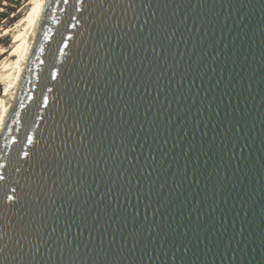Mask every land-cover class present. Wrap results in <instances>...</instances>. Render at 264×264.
I'll return each instance as SVG.
<instances>
[{"label": "water", "instance_id": "1", "mask_svg": "<svg viewBox=\"0 0 264 264\" xmlns=\"http://www.w3.org/2000/svg\"><path fill=\"white\" fill-rule=\"evenodd\" d=\"M0 117V264H264V0H38Z\"/></svg>", "mask_w": 264, "mask_h": 264}, {"label": "rangeland", "instance_id": "2", "mask_svg": "<svg viewBox=\"0 0 264 264\" xmlns=\"http://www.w3.org/2000/svg\"><path fill=\"white\" fill-rule=\"evenodd\" d=\"M35 4V0H0V101L13 79L11 61H15L22 51L24 28L30 21L25 19L34 13Z\"/></svg>", "mask_w": 264, "mask_h": 264}, {"label": "bare ground", "instance_id": "3", "mask_svg": "<svg viewBox=\"0 0 264 264\" xmlns=\"http://www.w3.org/2000/svg\"><path fill=\"white\" fill-rule=\"evenodd\" d=\"M35 7H34V13L29 16L28 18H26L25 20H28L30 19L29 23L26 26V28H24V34H25V40H24V43L22 45V51L21 53L19 54V57L15 60V61H11V63L13 64V67H14V73H13V79L7 84L6 88H5V91H4V94L2 96V99L0 101V117L3 113V110H4V107H5V104H6V100H7V97H8V91H9V88L10 86L13 84L14 82V79L16 77V74H17V71H18V63H19V59L22 57V54H23V51H24V48H25V44H26V39H27V34L29 33L32 25H33V22H34V19H35V16H36V12H37V8H38V0H35ZM24 19L22 20V22L25 21ZM8 31V30H7ZM5 65V64H3ZM2 69V68H1ZM1 73V72H0ZM9 80V79H8Z\"/></svg>", "mask_w": 264, "mask_h": 264}, {"label": "snow or ice", "instance_id": "4", "mask_svg": "<svg viewBox=\"0 0 264 264\" xmlns=\"http://www.w3.org/2000/svg\"><path fill=\"white\" fill-rule=\"evenodd\" d=\"M0 179H3V177H0Z\"/></svg>", "mask_w": 264, "mask_h": 264}]
</instances>
